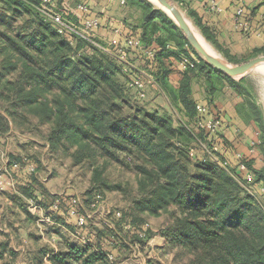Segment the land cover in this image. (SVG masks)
Instances as JSON below:
<instances>
[{
    "label": "trees",
    "instance_id": "obj_1",
    "mask_svg": "<svg viewBox=\"0 0 264 264\" xmlns=\"http://www.w3.org/2000/svg\"><path fill=\"white\" fill-rule=\"evenodd\" d=\"M65 1L70 3L53 0L49 6L77 24L78 17L64 7ZM175 1L185 9L180 0ZM42 3L0 0V141L12 129L21 131L29 121L27 113H32L39 124H48L45 139L51 151L67 153L72 148L74 163L87 161L93 167V183L97 186L85 193L84 202L65 192L53 193L40 180L36 167L29 171L27 158L9 156L7 173L12 170L17 177L21 172L14 167L25 172L15 178L17 193L9 196L12 206L25 211L29 218L33 215L22 201H33L32 205L55 225L80 239L85 236L84 244L66 238L57 252L40 248L42 256L47 255L52 264H118L115 250H105L110 245L105 231L110 235L129 230L127 233L139 238L145 234L146 223L137 215H152L172 204L171 221L163 236L169 246L188 256L186 264H264V207L250 192L264 170L258 171L254 161L224 136L228 125L211 106L225 87L229 92L234 90L240 98L236 111L245 122L256 124L259 134L255 146L264 153L263 113L246 97V89L241 86L244 78L237 81L208 64L173 19L148 0L122 3L137 7L142 15L140 24L124 20V37H134L142 46L133 49L124 40L120 42L133 66L129 72H124L123 60L88 39L76 33H59L56 24L38 9ZM83 4L90 9L82 1L74 7ZM92 14L90 10L87 16L94 17ZM188 14L204 37L226 53V47L208 28L193 13ZM95 40L105 43L98 37ZM259 52L264 53V47L255 50ZM183 58L193 66L180 67ZM175 71L180 77L177 86L170 78ZM120 73L125 80H120ZM139 76L145 81L143 90L133 85ZM195 83L202 88L205 101H197ZM148 87L164 92L178 107L183 118L177 124L167 113L139 104L137 96L143 97ZM198 104L208 106L206 116L199 114ZM214 114L223 127L217 137L209 138L198 123ZM215 145L218 150H213ZM194 147L202 150L201 156ZM240 163L245 164L246 174L241 173ZM110 164L134 172L139 179L138 195L132 196L128 208L108 214L114 220V231L93 226L97 216L93 213L99 210L95 207L97 197L103 198L98 187H115L104 178ZM88 215L91 217L86 224L80 225L78 218ZM54 232L61 233L59 228ZM107 237L112 245L116 243L115 234ZM7 247L6 242H0V259Z\"/></svg>",
    "mask_w": 264,
    "mask_h": 264
},
{
    "label": "rangeland",
    "instance_id": "obj_2",
    "mask_svg": "<svg viewBox=\"0 0 264 264\" xmlns=\"http://www.w3.org/2000/svg\"><path fill=\"white\" fill-rule=\"evenodd\" d=\"M68 1L72 2L71 5L74 7L75 4L87 0ZM148 1L158 7L151 0ZM173 1L184 11L197 32L203 36V39L211 46L213 51L225 61L237 64L253 57L264 55L262 52L255 53L256 49L264 47V39L262 46L254 47L252 45L250 48H244L242 44L233 43L231 46L226 47V53H223L204 37L188 12L175 0ZM118 6L115 9L117 17L121 14V17H126L131 23H135L137 17L139 19L141 10L137 7L121 10ZM130 12L136 17L134 20L128 16ZM19 20L22 21V19ZM98 34L99 29L97 37ZM119 75L121 76L119 77L121 81L125 80L124 74L120 73ZM243 78L241 86L246 89V97L259 105L264 117V66L253 70ZM241 79L236 78L237 81H241ZM200 90V85H196L195 95L197 99L201 98ZM230 96L240 100L234 90H230V92L223 91L215 99V102L211 103V106L215 108L216 102L222 103L225 98L227 99ZM137 97L141 106H145L150 110H155V108L164 110L161 112L167 113L175 124L183 118L178 107L170 104L165 95L159 94L156 88L148 87L143 97L141 95L140 98L139 96ZM27 117L29 121L24 123L26 124L25 126L20 127L21 131L13 129L0 141V174L3 173L0 179V242H6L9 249L4 252L3 258L0 259V264H52L47 255L42 256L40 248L49 249L45 250L48 253L57 252L58 250L56 249L63 247L66 238H76L80 241L79 244H84L79 236L55 225L52 219L48 218L42 210L33 206L30 200L21 201L27 205L33 217L27 218L25 211L17 206H12L9 202V196L17 193V180L15 178H21L25 172L21 171L22 173L15 178L12 170L7 173L6 168L10 155L18 158H27L28 162L38 169L43 182L53 193L62 194L65 192L67 196L71 198L79 197L84 202L85 193L93 186L97 187L93 183V167L90 166L89 162L74 163L70 157L72 148L67 153L51 151L45 139L48 124H39L37 116L32 113H27ZM194 148L196 152L197 150L199 151L198 155L201 156L202 150L198 147ZM255 167L258 171L264 170V153L261 151H259ZM41 178L40 180L42 181ZM104 178L111 186L115 187L110 188L104 185L98 187L103 194V198L101 199L99 210L93 213L97 215L93 220V226L99 230H108L109 228L110 231H114V220L108 214L112 210L122 211L128 208L129 200L132 196L138 195L139 179L134 172L114 164L106 166ZM250 192L255 196L258 204L264 207V176L259 182L251 186ZM173 207L170 204L152 215H137L146 223L145 237L137 238L131 233H127L130 232L129 230L120 234L113 232L110 235L115 234L116 243L113 242L112 245L107 237L110 235L105 231L107 235L105 240L110 243L109 246L105 247V250H115L114 255L116 258H114V261H117L118 264H186L188 256L183 254L178 248L169 246L163 236L164 228L171 221ZM57 228L60 229L61 233L54 232Z\"/></svg>",
    "mask_w": 264,
    "mask_h": 264
},
{
    "label": "crops",
    "instance_id": "obj_3",
    "mask_svg": "<svg viewBox=\"0 0 264 264\" xmlns=\"http://www.w3.org/2000/svg\"><path fill=\"white\" fill-rule=\"evenodd\" d=\"M185 7L186 12H191L195 17L201 22V24L208 28V30L215 36L218 42L223 47H229L233 43L244 45V48H250L252 45L262 46V41L264 37V0H180ZM90 6V10L93 11L92 16L100 17L101 26L99 28L98 38L105 42L108 41L113 36V28L110 24V19L116 22V25L120 24L122 27L125 26L124 20L126 17H119L115 14V9L117 6L123 10L128 9L129 6L127 4H122L121 0H87L82 1ZM117 3V4H116ZM64 6L69 7L68 9L74 12H78L76 7H73L69 2H63ZM125 6V7H124ZM240 7L245 9V17L246 24L248 25V29L244 30L243 28H239L235 23V13L236 10ZM129 17L134 20L136 18L133 16V13L130 12ZM142 21V15L136 18L135 23L140 24ZM176 62H174L175 66ZM175 68L178 70V63ZM125 72V71H124ZM171 82L173 85L177 86L179 82V74L178 71H175L171 74ZM202 79H199L201 81ZM199 85L198 83L194 84L195 86ZM202 90V88L200 87ZM225 92H229V88L225 87L223 89ZM165 95L168 102L170 99L164 93L159 91V94ZM196 97V95H195ZM205 96L202 95L201 98L197 99V101H205ZM238 98L234 96H230L229 98H225L222 103L216 102L215 110L219 111L221 115L224 117L226 124L228 127L224 130V136L233 141L234 146L237 148V151L244 154L248 159L254 161V166L257 164L259 150L255 146L258 142V134L259 130L256 124L253 121L245 122L236 111V104L238 103ZM160 110L159 108H155V110ZM13 130V129H12ZM230 156V154H229ZM16 172H21L19 168L14 167ZM22 173V172H21ZM241 173H247V171H242ZM39 175V173H38ZM40 176V175H39ZM41 178V177H40ZM42 179V178H41ZM43 181V179H42ZM49 218V217H48ZM62 227V226H61ZM64 228V227H63ZM65 229V228H64ZM60 230V229H59ZM67 232V229H65ZM70 239V238H69ZM72 241H78L75 239H70ZM57 250V249H56Z\"/></svg>",
    "mask_w": 264,
    "mask_h": 264
},
{
    "label": "built area",
    "instance_id": "obj_4",
    "mask_svg": "<svg viewBox=\"0 0 264 264\" xmlns=\"http://www.w3.org/2000/svg\"><path fill=\"white\" fill-rule=\"evenodd\" d=\"M43 3L40 5L38 8L43 14H46L52 22H54L57 26L58 32L61 34H70V33H76L80 35L83 38L88 39L90 42L95 44L96 46H99L102 50H104L107 53L115 55L119 60H123V70L126 72H129V69H132V64L130 60L128 59V51L125 48H122L120 46V42L123 40L126 42V45L129 48H141L140 40L134 38V37H124V27L120 24L119 26L116 25V22L112 19H110V24L112 25L113 28V36L108 40L105 41L104 44L98 43L95 38L97 37V32L98 29L101 26V21L98 17L94 16H87L90 14V9L87 5H78L77 11L79 13L74 12L76 16L78 17L79 21L77 24L71 23L65 19L62 13L60 12H55L50 6L49 3H52L53 0H42ZM121 3H124V0H121ZM64 5V4H63ZM66 9L69 7L64 6ZM69 11L73 12L72 10L68 9ZM235 23L239 28H243L244 30H247L248 25L246 24V17H245V9L243 7H240L236 10L235 13ZM148 55H152L151 51H147ZM188 65L193 66V63L189 62L187 58H183V60L180 62V67L183 69L186 68ZM147 78L150 79L149 82H152L151 77L148 76ZM144 79L139 76L133 82V85L136 86L137 88H144L145 83ZM143 90V89H142ZM198 112L200 115H207L209 113V109L207 105L204 104H198L197 106ZM198 126L201 129H205L207 135L210 137H217L219 132L222 130L223 127V122L220 120L218 116L215 114L211 119L208 120H202L200 119ZM219 146L215 145L213 150H218ZM191 154L194 155V150L191 151ZM241 153H238L237 156L241 157ZM225 164V163H224ZM241 170H246V166L244 163L239 164ZM35 166L33 164L29 165V171H34ZM248 179L252 178L251 174L247 175ZM33 203V201H31ZM101 203V197H97L96 201V206L97 209L99 208ZM75 211H72V214H74ZM118 216H120V213H117ZM91 215H88L87 217L80 216L78 218V222L80 225H84L87 222V218H90ZM147 227V226H146ZM145 234H140L141 237H144ZM83 240L85 239V236H82Z\"/></svg>",
    "mask_w": 264,
    "mask_h": 264
},
{
    "label": "water",
    "instance_id": "obj_5",
    "mask_svg": "<svg viewBox=\"0 0 264 264\" xmlns=\"http://www.w3.org/2000/svg\"><path fill=\"white\" fill-rule=\"evenodd\" d=\"M160 9L173 19L180 28L187 41L194 50L216 70L231 78H243L253 70L264 66V55L253 57L247 61L232 64L221 60L212 50L208 49L202 42L203 36L197 32L193 23L188 19L184 11L173 0H157Z\"/></svg>",
    "mask_w": 264,
    "mask_h": 264
},
{
    "label": "bare ground",
    "instance_id": "obj_6",
    "mask_svg": "<svg viewBox=\"0 0 264 264\" xmlns=\"http://www.w3.org/2000/svg\"><path fill=\"white\" fill-rule=\"evenodd\" d=\"M153 3H155L158 7H159V4H157V0H151ZM201 40H202V42H203V44L208 48V49H210V50H212L213 51V49L211 48V46L203 39V38H201ZM215 52V51H214ZM216 53V52H215ZM217 54V53H216ZM218 56H219V54H217ZM219 58L221 59V60H224L223 58H221L220 56H219Z\"/></svg>",
    "mask_w": 264,
    "mask_h": 264
}]
</instances>
